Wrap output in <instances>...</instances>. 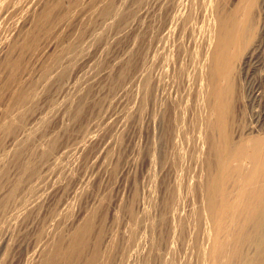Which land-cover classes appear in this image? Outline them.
<instances>
[{
  "label": "rangeland",
  "instance_id": "374dc122",
  "mask_svg": "<svg viewBox=\"0 0 264 264\" xmlns=\"http://www.w3.org/2000/svg\"><path fill=\"white\" fill-rule=\"evenodd\" d=\"M238 1L0 0V264H200L207 25ZM261 22L236 140L264 136Z\"/></svg>",
  "mask_w": 264,
  "mask_h": 264
},
{
  "label": "bare ground",
  "instance_id": "6f19581e",
  "mask_svg": "<svg viewBox=\"0 0 264 264\" xmlns=\"http://www.w3.org/2000/svg\"><path fill=\"white\" fill-rule=\"evenodd\" d=\"M263 13L262 0H239L234 7L214 13L207 25L209 54L203 58L202 71L208 86L203 91L210 92L206 94L210 103L201 134L207 148L202 150V172L193 185L195 204L202 202L193 209L194 226H205L203 245L197 244L203 256L200 264H264V136L243 134L236 140L228 132L235 77L238 67L248 66L260 50L257 43L247 53ZM53 255L51 260L59 259Z\"/></svg>",
  "mask_w": 264,
  "mask_h": 264
}]
</instances>
